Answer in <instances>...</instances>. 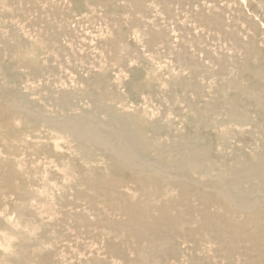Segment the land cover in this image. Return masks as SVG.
<instances>
[{"label":"bare ground","instance_id":"bare-ground-1","mask_svg":"<svg viewBox=\"0 0 264 264\" xmlns=\"http://www.w3.org/2000/svg\"><path fill=\"white\" fill-rule=\"evenodd\" d=\"M19 1L15 13L23 18V37L11 39L0 28V56L17 55L31 75L28 83L16 73L12 84L6 83L11 91L0 93V198L15 196L17 220H23L34 199L32 185L39 174L35 169L19 171L16 166L24 160L20 155L40 153L49 165L63 168L66 154L57 151L63 141H56L65 138L64 151L76 152L85 165L74 173L70 194L51 201L53 194L43 204L53 215L54 227L68 232L63 241L74 263L264 264V151L249 157L233 150L228 158L213 157L209 144H198L197 127L191 138L175 135L162 123L164 114L152 106L153 100L172 102L181 91L196 126L209 128L212 119L220 118L221 125H251L264 133V63L253 40L259 21L247 13L244 1ZM73 2L87 11L80 20ZM11 3L0 0L2 17ZM258 3L264 10V0ZM119 11L123 15L117 16ZM131 30L139 35V45L128 43ZM155 59L169 66L167 75L152 74L156 76L147 83L130 79L129 95L107 89L109 70L123 79L132 62L154 68ZM70 73L77 76L75 81ZM16 116L21 118L18 128L12 124ZM47 131L57 135L50 137ZM97 158L106 165L98 166ZM5 226L0 220V228ZM26 235H19L21 247L33 241ZM35 240L37 245L44 241ZM37 259V264L53 262L51 253Z\"/></svg>","mask_w":264,"mask_h":264},{"label":"rangeland","instance_id":"rangeland-1","mask_svg":"<svg viewBox=\"0 0 264 264\" xmlns=\"http://www.w3.org/2000/svg\"><path fill=\"white\" fill-rule=\"evenodd\" d=\"M18 1V2H17ZM242 1H244V8H245V10L247 11V13L249 14V15H251V16H253V14H254V19L256 20V22H258L259 21V26H257V28L254 30V33H253V40H254V42H256V43H254L255 44V47L258 49V51L260 52V58H261V61L264 63V10L261 8V6L259 5V3H258V0H248V2L246 1V0H242ZM20 2L21 1H19V0H12V3H11V5H9L8 6V9H9V7H11L9 10L10 11H8V10H2L1 12L2 13H7V17L6 16H1L0 18V28L2 27V32H4L5 34H6V36L7 37H13V39L14 40H20V38H22L23 37V31L21 30V32H20V29H21V27H20V29H19V25H20V23L22 22L21 20H23V18H22V16H20L19 15V12L18 13H15V12H17L18 11V6L20 5ZM247 2V3H246ZM14 4V5H13ZM80 4V3H79ZM79 4H78V2L76 3V2H73L72 3V6H74L73 7V13L76 15V16H78V19L80 20L81 19V15H82V17L83 16H85L86 15V13H87V11H85L84 9H80L79 8ZM78 5V6H77ZM12 6H13V11H12ZM246 6V7H245ZM258 6V7H257ZM15 7V8H14ZM249 7V8H248ZM79 8V9H78ZM16 9V10H15ZM253 9V10H252ZM78 10V11H77ZM84 10V11H83ZM11 11H12V13H11ZM76 12V13H75ZM13 14V15H11V14ZM119 13V14H118ZM123 13L124 12H122V11H119V12H117V16L119 15H123ZM9 14V15H8ZM15 14H17V15H15ZM11 15V16H10ZM10 16V17H9ZM262 16V17H261ZM9 19V20H8ZM21 19V20H20ZM4 20V22H2ZM14 22V23H13ZM4 23H6V24H4ZM13 23V24H12ZM12 26H11V25ZM18 25V28H17V26L16 25ZM10 26V27H9ZM262 26V27H261ZM4 27V28H3ZM8 27V28H7ZM14 27L16 28V29H14ZM11 28V29H10ZM8 29H10V30H8ZM18 29V30H17ZM125 29V28H124ZM16 30V31H15ZM8 31V32H7ZM13 31V32H12ZM15 31V32H14ZM17 32V33H16ZM9 33V34H8ZM13 33H14V35H15V33H16V35L18 36V38H16L17 36L15 35V36H10V35H13ZM19 33V34H18ZM23 35H22V34ZM22 35V36H21ZM12 39V38H11ZM32 39V38H31ZM138 39H140L139 38V35L133 30H131V32H129V34H128V37H127V40H128V43L129 44H131L132 46H136V45H139V43H140V40H138ZM138 42V43H137ZM30 43L31 44H34V46L35 47H37L38 46V44L36 43V42H32L31 40H30ZM137 43V44H136ZM136 44V45H135ZM49 52V51H48ZM47 52V53H48ZM43 54V53H42ZM40 55V59L41 60H43V61H45L43 58H41V57H43V56H45V53L43 54V55ZM1 58H0V65L2 66V67H4V68H2L3 70L4 69H6V70H4V72L2 71H0V83L4 86H2L1 84H0V93L4 90L5 91V94H7V93H9L10 91H11V87L8 85V84H6V83H8V81H10L9 83L10 84H12V78L16 75V73L18 74V75H20L21 76V78H22V80L25 82V81H27L28 83H29V79L31 78V75H29V73H28V71H27V68L25 67V66H23V64L20 62V60H18L17 59V55L16 56H12V57H14V59L13 58H11V57H9V56H6V55H1L0 56ZM9 58V59H8ZM2 60V61H1ZM157 60H159V61H157ZM7 61L9 62V63H7ZM155 61V63L153 62V65L152 66H154V68L152 69V68H149L148 66L146 67H143L144 65L142 64V63H138V62H132L131 63V67H130V71H128V70H126V71H124V73H128L129 72V74L127 75V73L126 74H123L124 76L123 77H125V78H123V79H116V74L118 73L115 69H112V70H114V71H111V70H109L107 73H106V75H107V77H106V81H105V83L107 84L106 85V87H107V89L108 90H114L115 92H120V93H122V91L124 92L123 94H126V95H129V92H128V84L130 83V79L131 80H136L137 82H141V81H144V83H147L148 81H150L151 79H153L156 75H158L159 73H165V69H167L168 67H166V65H163V62H161V60L160 59H155L154 60ZM162 63V64H161ZM7 64V65H6ZM136 64V65H135ZM159 64V65H158ZM8 65H10V66H8ZM134 65V66H133ZM143 65V66H142ZM161 65V66H160ZM7 66H8V68H7ZM10 67H14V69H11ZM136 67V68H135ZM134 68V69H133ZM146 68H148L149 70H147ZM26 69V70H25ZM152 70V71H151ZM26 71V73H23V72H25ZM116 71V72H115ZM149 73H148V72ZM155 71V72H154ZM159 71V72H158ZM146 72V73H145ZM158 72V73H157ZM3 73V74H2ZM116 73V74H115ZM5 74V75H4ZM25 74V75H24ZM100 74H102V73H99V77H102V78H104L105 76V74H102V75H100ZM152 74H156L155 76L153 75L152 76ZM26 75H27V77H26ZM71 75V76H70ZM110 75V76H109ZM145 75H147L146 77H145ZM165 75H167L166 73H165ZM68 76L71 78L72 76H74V77H72V79L75 81L77 78H75V77H77L75 74L74 75H72L71 73L70 74H68ZM1 77H2V79H1ZM4 77V78H3ZM92 77H94V75H92L91 76V78ZM109 77V78H108ZM127 77V78H126ZM134 77V78H133ZM128 78H129V80H128ZM6 79V80H5ZM8 79V80H7ZM28 79V80H27ZM147 79V80H146ZM3 80V81H2ZM139 80V81H138ZM26 82V83H27ZM110 82V83H109ZM118 82V83H117ZM143 83V82H142ZM14 84V83H13ZM83 85V84H82ZM117 85V86H116ZM123 85H125V87L123 86ZM9 86V87H8ZM30 86V85H29ZM3 87V88H2ZM95 87V86H94ZM117 87H118V89L119 90H117ZM8 88V89H7ZM95 90H97V88L95 87L94 88ZM122 91H121V90ZM165 90L164 91H166V89H167V87L166 88H164ZM25 90V92H28L29 93V95H30V97H31V94H32V92H34V90L33 89H24ZM27 90H29V91H27ZM30 90L32 91V92H30ZM117 90V91H116ZM181 92V91H180ZM180 92L178 91V92H176L175 94H174V99L172 100V102L170 101V100H168L167 98H164V100L162 101V103L161 102H159L158 100H153L152 101V106L156 109V112L159 114V113H163L164 114V116H162L163 117V119L164 120H162V123L164 124V125H166L167 126V124H168V126L166 127V128H168V130L169 131H172L175 135H184V136H186V137H189V138H191V137H193L194 136V130H195V127H197L198 129H199V131L200 132H198L199 133V135H200V138L198 139V144L199 145H202V144H209L210 145V147H211V149H210V154H211V156H213V157H217V158H219V157H221V156H224V158H228L231 154H232V152H233V150L234 151H237V150H239V151H241V152H243V153H245L247 156H249V157H251V156H253L254 154H256V153H258V152H261V151H264V144L262 143V142H264V133L258 128V127H255V126H253V128H250V126L251 125H245V126H243V127H239L238 125H236V124H233V123H223L222 125L221 124H219L218 123V121L220 120V118H216V119H212L211 120V126L214 128V129H212V127L210 126L209 128H207L206 126H203V127H200L199 125L198 126H196L195 125V123L193 122V120H192V113H191V110L189 109V107H188V105H187V103L185 102V97H184V94L183 93H181L180 94ZM180 95H179V94ZM177 94V96L179 97H177V96H175ZM33 95V97H35L34 95H36V94H32ZM36 97H37V95H36ZM177 98H178V101H177ZM181 98H183V99H181ZM181 100V101H180ZM177 101V102H176ZM154 102V103H153ZM170 102L171 103H173V104H170ZM158 103V104H157ZM132 105L134 104V103H131ZM180 106H179V105ZM164 107H163V106ZM175 105H177L176 107H175ZM162 108V109H160V108ZM181 107H182V109H181ZM132 108V107H131ZM177 108V109H176ZM180 108V109H179ZM173 109H174V111H173ZM178 109L180 110V111H178ZM190 110V111H189ZM251 110V114H253V116H255V113H254V109L253 108H251L250 109ZM187 113H186V112ZM165 112H166V114H165ZM179 112V115L177 114ZM191 114H190V113ZM168 113L170 114V116H168ZM176 114V115H175ZM180 114H182V115H180ZM168 117H169V119H168ZM182 117V118H181ZM184 119V120H183ZM164 121V122H163ZM186 121V122H185ZM188 121H189V123H188ZM217 122V123H216ZM192 123H193V125H192ZM12 124H14V126H16L15 128H18L19 126H20V124H21V118L19 117V116H16V117H12ZM176 124V125H175ZM226 125V126H225ZM230 127H229V126ZM174 126V127H173ZM222 126H224V127H222ZM177 129H176V128ZM181 129H180V128ZM186 127V128H185ZM165 128V129H166ZM248 128H250V129H248ZM256 128V129H255ZM201 129V130H200ZM205 129H207V130H205ZM252 129V131H250ZM254 129H255V131L258 133H256V132H254ZM179 130H180V133H179ZM222 130V131H221ZM177 132V133H176ZM50 134V132H46V134ZM51 133L52 134H50V135H48V136H50V137H52V136H54V135H57V133L55 132V131H51ZM53 133H56V134H53ZM217 133V134H216ZM221 133V134H220ZM256 133V134H255ZM238 135V136H237ZM209 136V137H208ZM256 136H258V137H256ZM204 137V138H203ZM207 137V138H206ZM211 138H212V140H211ZM217 140V141H216ZM35 141V140H34ZM61 141H63V143H64V145H63V143L61 142ZM212 141V142H211ZM225 141V142H224ZM49 142H50V145L53 147L54 145L52 144L53 142H52V140L51 139H49ZM52 142V143H51ZM217 142V143H216ZM222 142H224V143H222ZM257 142H258V144H257ZM34 143H36L37 145H38V142H34ZM56 143H59V144H61V150L60 149H57V151L59 152V153H65L66 154V161H65V163H63L64 161H62L61 163H60V165H61V167H65V169L64 170H61V169H63V168H57V167H55L54 166V164L52 165H49V163L46 161V160H48V159H43L42 158V155L40 154V153H38V155H33V154H31V155H27V154H22V155H20V156H23L24 155V160L22 161V164H19V165H17L16 167H17V169L19 170V171H23V170H25V172L27 173V171L29 172V170H30V172L31 173H34V169H35V173L34 174H38V175H35V176H37L36 178H37V182L38 183H36V181L34 182V186L32 185V188H33V190L36 192V194H35V196H34V199L32 200V199H30V203H29V209L28 210H26L25 211V215L23 216V220H21V221H19V220H17L18 219V213L17 212H15L16 210L15 209H13V207H14V205L16 204V201H15V196L14 195H12V197L14 198V200L12 199V197H11V195L9 196L8 195V197L7 196H3L4 197V199L6 200V197H7V199L8 200H6V201H8V202H6L5 201V203L3 204V206L6 204V203H8V204H10V205H8V204H6L4 207L3 206H0V220H2L4 223H5V228L3 227V228H0V261H2V260H4V261H2V262H0V264H5V262H7L6 264H37V262H38V259L37 258H39L40 256H44V255H46V254H48V253H51L52 254V256H53V262H51V264H54V262H55V264H76V263H74L73 262V260H74V256H72L71 255V253L70 252H68V250L69 249H65V246H64V242H65V240L63 241V239L64 238H66L67 237V235H68V232L66 231V229H64V228H61L60 229V231H59V227H57V228H55L54 227V224H53V222H54V218H53V215L51 214V211H49L48 209H47V207H46V205L47 204H43V202L45 203V201L44 200H46V202L47 201H50V199H51V197H53L52 199H51V201H53L54 199H55V197H57L58 195H68V194H70V192L71 191H69V190H71L70 188H71V184L73 183V179H74V175L75 174H78L79 172H78V170H80L79 168L80 167H83L84 168V165L85 164H83V162H82V160H81V158H80V156H78L79 154H76V152L74 153V152H70V151H68V150H66V151H64L65 149H67V148H65V146L67 145V144H65V138H58V141H56ZM225 143H227V144H225ZM241 143V144H240ZM225 145H226V147H225ZM228 145V146H227ZM241 145V146H240ZM259 147H258V146ZM62 148H64V149H62ZM231 148H235V149H231ZM243 148H247V149H243ZM60 150V151H59ZM230 150V151H229ZM70 154V155H69ZM73 154H75L77 157H75V155H73ZM72 155V156H71ZM27 156V157H26ZM32 156V157H31ZM36 156V157H35ZM41 156V157H40ZM74 156V157H73ZM34 158V159H33ZM27 159H28V161H27ZM68 159H70V160H68ZM1 160H2V156H0V162H1ZM29 160H31V162L29 161ZM67 160L68 161H70L71 163L69 164V162L67 163ZM72 160V161H71ZM103 160V161H102ZM42 161H45L44 163L42 162ZM74 161V162H73ZM26 162V163H25ZM30 162V163H29ZM97 162H98V166H100V165H102V167H104L106 164H105V160L104 159H100V158H97ZM26 164V166H27V168H26V166H25V164ZM42 163V164H41ZM107 163V162H106ZM34 164V165H33ZM41 164V165H40ZM47 164V165H46ZM65 164V165H64ZM75 164V165H74ZM28 165L30 166V167H28ZM31 165H32V167H31ZM43 165V166H42ZM45 165H46V170H45ZM49 165V166H48ZM64 165V166H63ZM75 167V168H70V169H68L69 167ZM71 165V166H70ZM73 165V166H72ZM96 165V164H95ZM104 165V166H103ZM21 166V167H20ZM25 166V167H24ZM51 168L50 170H49V168ZM53 166V167H52ZM68 167V168H67ZM20 168V169H19ZM22 168H23V170H22ZM43 168V169H42ZM53 168V169H52ZM66 168H67V170H66ZM32 169V170H31ZM38 169H40V170H38ZM58 169V170H57ZM45 170V171H44ZM49 170V171H48ZM61 172H60V171ZM65 170H66V172H65ZM68 170H72L71 172H69L68 173ZM42 171V173L44 174V175H42V177L40 176L41 175V172ZM53 171H54V173H53ZM58 171V172H57ZM62 171H64V172H62ZM47 172H48V174H47ZM60 172V173H59ZM78 172V173H77ZM22 173H24V171L22 172ZM66 173V174H65ZM75 173V174H74ZM46 174V175H45ZM50 174V175H49ZM54 174V175H53ZM61 174V175H60ZM70 174H72V176L70 175ZM52 175H53V177H52ZM64 175V176H63ZM66 175H67V177H66ZM40 176V178H38ZM56 176V177H55ZM62 176V177H61ZM71 176V178L69 179V177ZM47 178L46 179V181H45V179H43V178ZM55 177V178H54ZM73 177V178H72ZM51 178V179H50ZM58 180H60V181H57V179ZM65 178H68V180L66 179H63ZM42 179L44 180V183H45V187L42 185V184H44L43 182H42ZM55 180V181H51V180ZM48 180V181H47ZM50 180V181H49ZM63 181H65L64 183H63ZM47 182H48V184H47ZM57 182V183H56ZM67 182V183H66ZM71 182V183H70ZM39 183H41V184H39ZM55 183H56V186H55ZM37 184H39V186H36ZM50 187H49V186ZM55 186V187H54ZM59 186V187H58ZM66 186V187H65ZM38 187H42L41 189V191H43L42 193L40 192V188H38ZM49 187V188H48ZM56 187H57V189L58 190H61V191H58L57 189H56ZM65 187V190L64 189H62V188H64ZM46 188V189H45ZM37 189H39V190H37ZM46 190V192H45V190ZM51 190V191H50ZM54 192H53V191ZM64 190V191H63ZM63 191V192H62ZM48 192V194H49V196H48V194H46ZM57 192H61V193H57ZM52 193V194H51ZM45 194V195H44ZM54 194V195H53ZM53 195V196H52ZM3 197L1 196V198H0V201H2L3 202ZM11 197V198H10ZM39 197H41V199L39 198ZM43 197V198H42ZM45 198V199H44ZM2 199V200H1ZM11 200V201H10ZM41 200V201H40ZM38 201V202H37ZM2 202H0V205H2ZM13 202H15V203H13ZM37 202V203H36ZM40 203V204H39ZM41 205V206H40ZM13 206V207H12ZM40 206V208H38ZM44 206V207H43ZM3 209H2V208ZM10 207H12V209L10 208ZM36 207V208H35ZM43 207V210L41 209ZM35 208V209H34ZM45 208V209H44ZM3 211H2V210ZM8 209V210H7ZM11 209V210H10ZM7 210V211H6ZM35 210V211H34ZM36 210H38L37 212H36ZM47 210V211H46ZM2 211V212H1ZM45 213H44V212ZM50 214V216H49V214ZM32 213V214H31ZM33 213H35V215L37 216H35ZM4 214V215H3ZM9 215V216H8ZM13 215V216H12ZM51 215H52V217H51ZM3 216H6V217H3ZM33 216H35L34 218H33ZM43 216H45V217H43ZM41 217L43 218V219H41ZM50 217V218H49ZM7 218V219H6ZM14 218V219H13ZM33 219V220H32ZM35 219V220H34ZM47 219V220H46ZM16 220V221H15ZM29 221H30V223H29ZM32 221V222H31ZM35 221V222H34ZM49 221V222H48ZM16 223H17V225H16ZM29 225H28V224ZM26 224H27V226H26ZM52 224H53V226H52ZM18 225H20V226H18ZM45 225H47V227L45 226ZM15 226H16V228H15ZM32 226H35V227H33L32 228ZM51 228H50V227ZM10 227V228H9ZM45 227V228H44ZM49 227V228H48ZM9 228V229H8ZM14 230H13V229ZM26 228H29V229H26ZM31 228V229H30ZM38 228V229H37ZM11 229V230H10ZM26 229V230H25ZM33 229H37V230H33ZM50 229H52V230H50ZM3 230H4V232H3ZM6 230V231H5ZM23 230V231H22ZM39 230H40V233H39ZM45 230L47 231V232H45ZM54 230V231H53ZM28 231H31L30 233L28 232ZM37 231V232H36ZM49 231H51V233L49 232ZM57 231H59V233L57 232ZM23 234V235H26L25 233H27V235H28V238L31 240H33L34 241V244H33V241H29L30 243H28V245H25L24 247H21V245H20V236H21V234ZM34 233V234H36V235H34L33 234V236H35V238L32 236V234ZM47 233H49V234H47ZM30 234V235H29ZM51 234H52V236H51ZM20 235V236H19ZM27 235H26V237H27ZM48 235V236H47ZM56 235H59V236H56ZM62 235H63V237H62ZM31 236V237H30ZM65 236V237H64ZM58 239H57V238ZM44 239V241H46V242H41V244L43 245V250L41 249V244H39V245H37V244H35V239ZM54 238V239H53ZM48 239H51V240H48ZM62 239V240H61ZM52 241V242H51ZM62 241V242H61ZM47 243H51V244H47ZM45 244V245H44ZM32 245H35L34 247L32 246ZM38 247H37V246ZM59 245H60V247H59ZM31 246V247H30ZM45 246V247H44ZM51 246V247H50ZM207 246L208 245H205L204 247L205 248H207ZM30 247V248H29ZM33 247V248H32ZM40 247V248H39ZM39 248V249H38ZM33 249H36V250H33ZM5 250V251H4ZM24 250V251H23ZM42 250V251H41ZM58 252H57V251ZM66 250V251H65ZM38 251H39V253H38ZM60 251V252H59ZM64 251V252H63ZM41 252V253H40ZM57 252V253H56ZM62 253V254H61ZM70 253V254H69ZM3 254V255H2ZM19 255V256H16V255ZM20 254L22 255V256H20ZM33 254V255H32ZM35 254H37L38 256H35ZM61 254V255H60ZM65 254V255H64ZM68 254V255H67ZM5 255H7V257L9 258V256L11 257V258H7ZM9 255V256H8ZM67 255V256H66ZM72 256V257H70V256ZM24 256V257H23ZM66 256V257H65ZM2 257H4V259L2 258ZM59 257V258H58ZM62 257V258H61ZM14 258V259H13ZM55 258V259H54ZM66 258V259H65ZM68 258V259H67ZM8 259V260H7ZM13 259V260H12ZM27 259V260H26ZM28 259H29V261H28ZM63 259V260H62ZM65 259V260H64ZM73 259V260H72ZM7 260V261H6ZM24 260V261H23ZM57 260H60V261H57ZM72 260V261H71ZM28 261V262H27ZM60 262V263H59ZM73 262V263H72Z\"/></svg>","mask_w":264,"mask_h":264}]
</instances>
